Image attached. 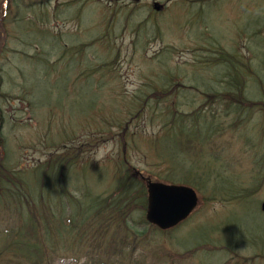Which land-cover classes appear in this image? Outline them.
<instances>
[{"label": "trees", "instance_id": "16d2710c", "mask_svg": "<svg viewBox=\"0 0 264 264\" xmlns=\"http://www.w3.org/2000/svg\"><path fill=\"white\" fill-rule=\"evenodd\" d=\"M123 8L128 9L126 6ZM132 9L123 14H120L121 9L106 10L105 31L115 28L117 23L122 25L121 31L111 30L104 36L105 40L111 42L107 52L103 54L102 61L106 62L94 66L88 62L85 74L87 73L91 81L99 72L107 74L110 66L120 65L122 59L118 56L112 59L115 52H123L122 43L117 44L115 41L125 40L127 34L131 37L129 45L132 47V53L137 50L141 60H144L143 54L147 51L149 43L165 42L167 46L162 47L164 59L157 62L150 60L149 81L146 86L142 84L138 90L139 94H133L120 104L115 99L117 104L111 101L114 106L113 109L107 107L110 112H106L102 108L101 100L93 96V102L96 104L91 102L89 105V122L98 124V119L104 125L99 124L96 132L89 135L81 146L69 149L66 153L48 155L44 162L31 169L30 172L34 174L38 169L41 171L39 200L31 196L26 185L19 181V177L26 171L12 167L5 169L0 160V264H55V256L61 251L64 241L72 233L77 234L83 227L86 234L89 233L98 219L104 220L105 226L98 233V239L105 237L107 228H112L121 237L109 248L104 249L96 245L94 249H89L82 264H114L115 260L118 264H122V261L128 264H144L145 252L139 257L135 247L131 248L130 253L125 251L127 232L132 228L135 229L133 239L136 241H159L164 237L174 240L175 235L196 229L204 216L200 210L192 219L167 232L159 233L155 227L146 223L145 183L133 174V168L136 167L133 160L135 150L138 149L137 142H142L144 150L146 145L149 146L151 153L159 160L157 166L160 169L154 178L168 183L191 185L198 192H205L203 198L207 204L215 201L223 205L238 204L254 199L258 185H253L258 179L259 183L263 181V177H260V167L264 165V151L259 148L257 129L264 101L256 98L260 97L261 86H264V62H261L258 56L244 61L232 43L234 52L229 54L232 59L225 57L221 60L218 64L221 68H216L215 64L204 66L210 71L197 72L193 76V80L195 76V79H198L199 73L212 77L197 83L202 84L205 89L199 91L195 88L199 99L183 101L182 96L193 85L189 83L187 75L172 63L174 54L182 49V42L167 43L168 27H158L155 20L151 19L152 15L158 14L139 13L141 8L137 5ZM198 10L200 13L201 8ZM134 14L141 16V23L135 21L131 24ZM120 18L124 20H119ZM18 19L23 17L19 16ZM47 19L49 20L48 16ZM263 30L264 26L259 29ZM193 36L198 42L203 39L210 49H220L219 56L228 54V51L217 44V39L211 32L205 31ZM140 37L142 40L138 41ZM98 41L102 42L103 39ZM98 45H103L106 50L105 43ZM197 46L198 44L195 45L194 51ZM72 48L65 53H69L71 49L82 51L83 46ZM189 66L193 71L200 69L199 66L194 67V63ZM220 79H224V86H220L221 92L214 91L210 94L211 90H220V87L214 86L211 81L219 82ZM102 87L90 86V90L96 94ZM215 102L221 103L223 107L213 108L212 103ZM1 123L0 112V130ZM145 125L151 127L150 130ZM112 128H116L117 132L112 133ZM227 128L234 129L236 143L240 141L248 148L242 147L243 151H236V143L228 140ZM109 140H116V154L104 160L102 164L93 162L91 154ZM251 151L252 153H249ZM250 158H254L257 170L246 178L234 177L231 173L233 167H241L243 161ZM200 161L204 162L203 166L199 165ZM211 165L221 168V172L215 177L217 181H222L220 184L211 177ZM99 168L113 171L110 188H104L97 194L94 189L95 182L91 184V188L84 183L81 196L73 195L70 179L76 178L77 172L93 173L100 171ZM98 181H105V174ZM74 190L79 191L76 188ZM63 195L66 196L69 206H76L67 215L60 201ZM55 196L59 202L54 209ZM50 220L55 221L54 225ZM235 236L233 230L220 225L214 232H206L202 239L183 250L202 259L201 263L196 264H216V257L221 255L222 250L231 251L241 245L242 240L233 241ZM249 242L253 244V241ZM74 259V264H78L79 259ZM236 264H241V261Z\"/></svg>", "mask_w": 264, "mask_h": 264}, {"label": "rangeland", "instance_id": "374dc122", "mask_svg": "<svg viewBox=\"0 0 264 264\" xmlns=\"http://www.w3.org/2000/svg\"><path fill=\"white\" fill-rule=\"evenodd\" d=\"M63 2V0H60ZM70 1V0H67ZM87 0H80V3ZM92 1V0H90ZM96 7H90L86 11L95 13L98 12L103 15V19H106V10L114 8V3H109L108 0H94ZM121 2H129L127 10H125ZM158 2L161 5L166 3V11L162 14H165L167 19L159 23V26L168 27V44H178L182 42L183 46L181 51H178L173 56L172 63L178 66L183 73L189 78V83L192 88L187 91L182 97L183 101H190L192 99H199V96L195 88L199 91H205L202 84H197L202 79H211L212 77L207 76L204 73H199L198 79H195L197 72H206L210 71L204 66L217 63L219 54L214 49L208 48L203 39L200 42L196 40L192 33L187 30L185 27V22L195 19V15L188 18L191 14H194L193 7L186 8L188 6L186 3L178 2V0H116L115 5L116 9H121L120 14L126 13L129 9L132 10L130 2L134 5L140 4L142 10L148 11L146 3L151 4ZM178 2L174 4L173 2ZM184 4V5H183ZM198 7V5H196ZM53 10V5L51 8L48 7V13L50 14ZM73 10V9H72ZM162 14L154 15L153 17H158ZM263 14V16H262ZM200 16L204 17V20L209 27L207 31L214 33H225L224 37L220 39L221 43L226 49H229V45L232 41H235L238 46V53L243 55L244 58H247L249 55H254L253 49H251L250 44H252V37L250 33L256 29L254 26L250 25V22H261L260 19L264 18V0H216V2L206 3L202 5ZM32 17L31 14H27V18ZM91 17V13H86L81 19L82 24H76L68 16L59 18L58 21L50 20L48 25L54 31H60L64 36L73 32L76 37L68 36L67 38L74 39L75 43L82 41L81 43H92L91 46L86 48V52L89 59H85L82 56L80 61L76 57H64L60 62L52 65L48 60L43 59L40 56V53L36 54L31 58H25L24 64L21 67L20 74L17 77V74L9 69H6L5 61L11 54L10 47L8 46L9 40L11 37H8L4 40V47L0 52V65L4 64V71L2 76L9 86H3V93L9 95L8 99H3L2 110L4 115L8 116L11 120L16 121L19 125L23 126L24 129L13 131L11 133L12 137L15 140L20 141V145L17 146V142L10 146L9 151L12 153L16 152L19 158H17V163L20 162L24 166H36V163L40 160H44V154L52 149L61 148L63 144H67L70 147H78L84 144L87 140V137L91 135V131L95 130V125H92L88 122V119L85 123L89 105L93 102L94 97L90 93L89 80L81 78L79 76L80 65L82 64L84 71L87 70V62H91L92 65H97L98 63L103 64L106 60L102 61L106 50L100 48L97 42L92 41L88 38L87 34H90L95 30V22L91 23L88 26V31L84 25ZM133 16L131 17V19ZM124 20V19H119ZM133 21H140L132 19ZM186 20V21H185ZM213 20H218V23L223 27H218ZM18 31L21 33V39L24 41L34 40L36 44H39L44 48V57L46 54L52 55L56 50L57 46L63 42V37L58 36H48L42 33L39 30V27L36 26L31 31L32 35H25L23 32V25L18 24ZM121 24H115V28L105 31V28H98L100 33H105L106 36L111 30L121 31ZM6 32H8V27H6ZM250 32V33H248ZM10 35V34H9ZM260 35H264L262 32ZM103 36V37H104ZM182 36V39L179 37ZM131 37L127 34L125 40L118 39L115 42L117 44L122 43V53L115 52V56H112V59L117 58V56L122 59L120 65L115 64L112 67H109V72L107 73V78L102 77V73L99 72L95 77V81L101 82L110 85H116L109 87V91L115 89L116 98L120 102L130 98L133 94H139L140 86H146V83L149 81V64L150 60L152 62L162 61L164 59V52L162 47L167 46L165 42H153L149 43L147 46V51L143 54L144 60L139 59V53L136 50L132 53V47L129 45ZM254 40L262 44V40L255 37ZM208 41V40H207ZM209 42V41H208ZM229 42V44H227ZM108 46L111 43L109 40L102 41ZM147 44V43H145ZM198 44L197 50L194 51L195 45ZM34 51V46L26 50L27 54ZM85 51V49H84ZM83 54H86V52ZM231 51V49H230ZM132 53V54H131ZM102 55V56H101ZM101 56V57H100ZM57 57L50 59L51 62L56 61ZM260 60L264 62V48L260 53ZM102 61V62H101ZM190 63H194V67H200L198 71H193L189 66ZM68 66L71 67L72 74L75 77L81 79H75L74 77L67 75L70 72V68L65 70ZM83 71V72H84ZM102 71V70H101ZM54 77V78H53ZM119 77V79H118ZM11 79V80H10ZM219 80V77L217 78ZM193 80V81H192ZM217 80V81H218ZM113 81V82H112ZM19 82L22 87H26L28 95L32 102V110L28 105L27 100L23 98V91L21 86L15 85L14 83ZM224 79H220L219 82L211 81L214 86H224ZM262 87V86H261ZM120 88V89H119ZM220 90H211L210 94H213L214 91L221 92ZM132 100V99H130ZM94 103V102H93ZM108 107L113 108V104L109 103ZM213 108L221 109L223 105L221 103L215 102L212 103ZM50 110L55 111V116L59 119V126L62 127V130L54 131L52 124L57 120L53 116V112L48 118V124L50 125L44 130L40 129L39 122L44 121ZM36 117V118H35ZM147 117V116H146ZM142 120V117L140 118ZM38 120V121H37ZM99 126V124H97ZM146 128L150 130L151 127L145 125ZM112 132H115V128L111 129ZM54 131V132H53ZM75 131H77L75 133ZM228 138L231 141L236 139V134L233 128L227 129ZM75 133V134H74ZM74 134V135H73ZM58 135V137H57ZM60 135V136H59ZM73 135L70 139L65 137ZM257 135L259 136L260 143L259 148L264 147V117L260 121V127L257 129ZM65 136V137H63ZM57 137V138H56ZM86 147H84L85 149ZM137 150L134 153L133 164L136 166L134 170L141 172L142 176L145 178H154L159 172V167L157 166L159 160L153 155L149 149V146L146 145V150L143 149L142 142H137ZM117 143L116 140H110L103 144L99 149L92 153L91 159L93 162L101 163L104 160H108L111 156L116 154ZM204 162L200 161L199 165L203 166ZM35 174L29 172L23 174L19 177V181L26 185L27 191L35 199L39 200V186L42 181V175L40 169H38ZM100 171H95L91 173L86 171L83 174L82 171L77 172V177L70 179V184L77 186L80 192H83V185L88 184L91 188V184L95 182L94 189L96 193H101V190L104 188L109 189L111 186V177L113 176V171L107 168H99ZM256 168L251 167L250 171H256ZM211 172V177L215 182L220 184L222 181L215 178L216 174L221 172V168L218 165H211L209 167ZM250 171H245L240 167H233L231 173L234 177L246 178ZM32 173V176L29 178V175ZM105 174V181H98L103 178ZM138 175V174H137ZM135 176V175H134ZM175 176V175H174ZM137 177V176H135ZM141 179V178H140ZM157 181L156 179H152ZM55 187V184H54ZM54 192V188L52 189ZM78 191L73 189V194H77ZM204 196V194H203ZM259 205L264 201V191H260L257 196ZM43 199H45L43 197ZM66 197H63L62 200L65 203ZM200 213H203L202 218H207L200 225L193 230L187 231L184 234H178L174 237L175 247L180 249L189 248L196 241H199L204 237L206 232H214L218 226H226L227 229L233 230L236 234L233 241H253L256 245L249 246L247 249H243L241 256H251L254 252H262L264 254V215L259 211L258 202L254 198L251 201L240 202L237 205L233 204H219L215 202H205L204 198L202 199L201 206L199 207ZM68 212V206L66 207ZM209 217V218H208ZM137 232V231H136ZM217 233V232H216ZM121 236L117 234L114 230L110 231L106 241L99 246L102 248H109V246L114 245ZM217 236H213L216 238ZM125 251L127 253L131 252V248L135 247L138 256L140 257L143 252L146 253L144 258V264H156L159 259L163 256H172L177 251L174 249V243L168 238H162L159 241H154L149 239H140L134 240L131 233H128L124 242ZM96 245H90L88 243H82L80 246H76L72 250L64 249L62 247L61 251L58 254L56 259V264H73L74 257L79 258V263L83 262L85 255L89 253V249L95 247ZM67 251V252H64ZM173 257V256H172ZM188 259H181L187 261L188 263H197L198 261L193 260L188 255L185 256ZM115 260V259H113ZM114 264H118L115 260ZM122 264H127L126 261H122ZM255 264H263L261 261H258Z\"/></svg>", "mask_w": 264, "mask_h": 264}, {"label": "water", "instance_id": "95a60500", "mask_svg": "<svg viewBox=\"0 0 264 264\" xmlns=\"http://www.w3.org/2000/svg\"><path fill=\"white\" fill-rule=\"evenodd\" d=\"M146 220L161 230L170 229L184 221L197 206L193 189L148 181ZM264 209V204L262 205Z\"/></svg>", "mask_w": 264, "mask_h": 264}]
</instances>
